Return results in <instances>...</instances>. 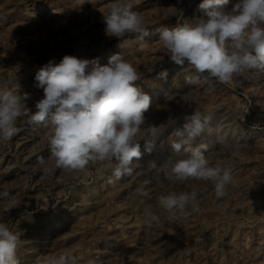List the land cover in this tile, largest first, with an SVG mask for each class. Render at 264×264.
<instances>
[{
	"label": "rangeland",
	"instance_id": "1",
	"mask_svg": "<svg viewBox=\"0 0 264 264\" xmlns=\"http://www.w3.org/2000/svg\"><path fill=\"white\" fill-rule=\"evenodd\" d=\"M112 2L0 0V89L13 88L29 93L30 99L26 103L34 111L36 101L43 96L42 89L35 87L34 78L50 60L58 63L65 55H75L90 60L98 58L99 63L104 65L112 54L120 52L137 68L140 74L137 84L151 97L153 105L145 113L146 124H162H159L162 129L153 151L148 152L144 141H140L142 157L139 162L136 161L131 176L109 183L112 169L105 165L93 167L86 174H63V183L57 184L54 178L43 177L42 166L38 162L40 157L44 156L47 160L49 156L45 140L49 124L29 126L18 122L20 131L10 141L0 142V170L6 171H0V191H8L19 201V205L4 213L7 201L0 199V222L6 223L20 236L17 249L20 264H36L37 259L43 260L63 252H82L85 260L94 259L96 264H193L195 261L212 264L207 253L213 248V251L222 254L224 264H264V156L256 152L252 145L255 138L264 141V82L261 78L260 82L255 79L259 73H245L235 84L225 85L213 80L209 84L198 85L188 82V78L199 75L195 70L187 65L183 69L170 61L160 45V32L202 15L198 7L202 0H131L134 9L144 16L148 28L149 35L143 41L138 40L135 34L119 39L105 34L102 14ZM236 2L229 0L228 7ZM163 71H167L166 78L158 76ZM196 85L204 90L198 98ZM194 98L197 102L193 101ZM194 104L197 109L212 116L211 133L206 131L196 139L195 144L216 142L215 129H222L224 124L228 127L232 125L230 133L220 132L222 136L226 133L228 137L225 138L229 139L223 138L214 147L221 156L215 155V160L208 156L211 164L229 166L234 182L229 186L226 197L217 198L210 181L177 183L165 178L164 173L170 168L166 163L169 154L173 159L186 155L183 152L174 153L170 143L176 139L173 130L181 128L184 123L183 116L196 109ZM200 104L207 106L202 108ZM164 113L168 116L165 117ZM169 117L176 122H169ZM240 125L252 141L239 140L244 141L243 145L240 143L243 146L242 158L234 159L229 146L235 141L232 136L236 140L241 136ZM151 161L163 170L159 173L150 170L148 164ZM249 165L259 170L252 171ZM59 175L57 171L56 176ZM260 177H263L262 180ZM155 189L158 191L155 192ZM193 190L198 194L199 211H189L184 217L180 216L182 219L179 217L180 220L169 222L166 219L168 214L159 208L158 197L170 191ZM142 193L146 195L142 196ZM150 193L156 194L153 196ZM146 208L159 215L161 223L146 224ZM220 247L224 248L221 250Z\"/></svg>",
	"mask_w": 264,
	"mask_h": 264
},
{
	"label": "clouds",
	"instance_id": "2",
	"mask_svg": "<svg viewBox=\"0 0 264 264\" xmlns=\"http://www.w3.org/2000/svg\"><path fill=\"white\" fill-rule=\"evenodd\" d=\"M229 0H202V15L186 20L159 35L160 45L171 62L195 70L192 84L217 81L229 85L239 82L245 73L264 74V0H237L230 7ZM105 34L121 38L135 34L143 41L149 35L144 16L134 9L131 0H113L102 14ZM167 77V71L158 74ZM140 74L122 53L117 52L101 65L97 59L65 55L58 63L50 60L35 75V87L43 96L36 101L35 110L28 107L27 92L13 88L0 89V142L10 141L19 131L18 122L29 126L48 123L46 133L49 156L39 158L42 175L63 183V174H86L96 166H109L115 183L131 176L141 156L140 141L151 152L160 137V127L146 124L145 113L152 100L137 84ZM195 102V101H194ZM184 123L176 128L171 141L174 153L184 158L166 161L170 165L165 178L174 181H210L217 198L229 195L233 184L229 166L211 164L206 153L208 145L194 142L206 131L211 133V114L195 109L183 116ZM169 122L176 119L169 117ZM233 158H242L239 142L230 146ZM150 170L161 172L155 161ZM57 171L61 176H56ZM146 195V193H142ZM7 201L4 213L19 205L8 191L0 192ZM159 208L167 213L169 222L189 211H199L196 191H170L158 197ZM146 224H159L161 218L145 209ZM20 236L0 222V264H20L17 249ZM36 264H96L83 253L63 252Z\"/></svg>",
	"mask_w": 264,
	"mask_h": 264
},
{
	"label": "bare ground",
	"instance_id": "3",
	"mask_svg": "<svg viewBox=\"0 0 264 264\" xmlns=\"http://www.w3.org/2000/svg\"><path fill=\"white\" fill-rule=\"evenodd\" d=\"M163 2H164V1H163ZM151 35H152V34H151ZM157 36H158V35H157ZM149 37H150V36H149ZM139 53H140V52H139ZM132 55H134V54H132ZM184 68H185V67H183V69H184ZM190 71H191V70H190ZM255 73H256V72H255ZM253 74H254V73H253ZM256 75H257V74H256ZM259 75H260L261 77H260ZM259 75H258V78H255V79H256V80L259 79V82H260V78H261V79H262L261 81L264 82V74L259 73ZM195 76H197V75H195ZM255 79H254V80H255ZM181 80H182V79H181ZM181 80H180V81H181ZM183 80H184V79H183ZM202 84H203V83H202ZM208 84H209V83H208ZM247 84H248V83H247ZM186 85H187V84H186ZM198 85H199V84H198ZM198 85H196L197 98H198V95H200V92L204 91V90L201 91V88H200V86L198 87ZM204 85H205V84H204ZM160 86H161V85H160ZM176 86H177V87H180V86H178V85H176ZM263 86H264V85H262V87H263ZM150 88H151V87H150ZM169 88H170V87H169ZM171 88H172V87H171ZM175 88H176V87H175ZM203 88H205V87H203ZM247 88H248V87H247ZM250 88H251V87H250ZM161 89H162V88H161ZM173 89H174V88H173ZM217 89H218V88H217ZM162 90H163V89H162ZM164 90H165V88H164ZM177 90H178V89H177ZM177 90H176V91H177ZM210 90H211V89H210ZM215 90H216V89H215ZM216 91H217V90H216ZM216 91H214V92H216ZM160 92H161V90H160ZM178 92H179V91H178ZM185 92H186V89H185ZM185 92H184V93H185ZM206 92H208V91H206ZM206 92H205V93H206ZM217 92H218V91H217ZM217 92H216V93H217ZM164 93H165V91H164ZM179 93H181V91H180ZM205 93H204V94H205ZM216 93H215V94H216ZM161 94H162V93H161ZM208 94H209V93H208ZM212 94H214V93H212ZM152 95H153V94H152ZM176 95H177V94H176ZM192 95H193V94H191V96H192ZM201 95H202V93H201ZM216 95H217V94H216ZM223 95H224V94H223ZM225 95H226V94H225ZM167 96L169 97V96H171V94H170V95H167ZM177 96H178V95H177ZM152 97H153V96H152ZM163 97H164V96H163ZM193 97L196 98V96H193ZM202 97H203V96H202ZM209 97H210V96H209ZM165 98L167 99L166 96H165ZM174 98H175V97H174ZM195 98H194L193 101H196ZM197 98H196V99H197ZM199 99H200V98H199ZM200 100H201V99H200ZM205 100H206V99H205ZM220 100H221V99H220ZM154 101H155V100H154ZM165 101H166V100H165ZM198 101H199V100H198ZM203 101H204V100H203ZM203 101H202V102H203ZM166 102H167V101H166ZM196 102H197V101H196ZM220 102H221V101H220ZM220 102H218V103H220ZM257 102H258V101H257ZM193 103H194V102H193ZM198 103H200V102H198ZM205 103H207V102H205ZM162 104H164V103H162ZM207 104H208V103H207ZM233 104H234V103H233ZM257 104H258V103H257ZM259 104H260V103H259ZM152 105H153V104H152ZM152 105H151V106H152ZM155 105H157V104H155ZM194 105H195V104H194ZM209 105H210V104H209ZM236 105H237V104H236ZM162 106H164V105H162ZM199 106H202V105L200 104ZM199 106H198V107H199ZM203 106H204V105H203ZM203 106H202V108H203ZM205 106H207V105L205 104ZM205 106H204V107H205ZM153 107H155V106H153ZM164 107H165V106H164ZM196 107H197V106L195 105V108H196ZM211 107H212V106H211ZM165 108H166V107H165ZM151 109H152V108H151ZM155 109H156V108H155ZM196 109H197V108H196ZM207 109H209V108H207ZM149 110H150V109H149ZM152 110H153V109H152ZM156 110H157V109H156ZM161 110H162V109H161ZM193 110H195V109H193ZM209 110H210V109H209ZM202 111H203V110H202ZM207 111H208V110H207ZM165 112H166V111H165ZM168 112H169V111H168ZM222 112H223V111H222ZM205 113H206V112H205ZM149 114H150V113H149ZM164 114H165V113H164ZM146 115H148V114H146ZM165 115H166V114H165ZM218 115H219V114H218ZM220 115H221V114H220ZM227 115H228V114H227ZM162 116H163V115H162ZM167 116H168V115H166L165 117H167ZM222 116H223V115H222ZM222 116H221V117H222ZM225 116H226V115H225ZM154 117H158V116H155V115H154ZM181 117H182V116H181ZM228 117H229V116H228ZM229 118H230V117H229ZM152 119H153V118H152ZM164 119H165V118H164ZM219 119H220V118H219ZM158 120H159V119H158ZM228 120H229V119H228ZM233 120H234V119H233ZM233 120H232V121H233ZM213 121H215V120H213ZM158 122H159V121H158ZM219 122H220V121H219ZM233 122H234V121H233ZM233 122H232V123H233ZM154 123H155V122H154ZM160 123H161V122H160ZM160 123H159V124H160ZM162 123H164V121H163ZM214 123H216V122H214ZM214 123H213V124H214ZM229 123H230V122H229ZM232 123H231V124H232ZM235 123H236V122H235ZM147 124H149V123H147ZM159 124H158V126H159ZM243 124H244V123H243ZM152 125H153V124H152ZM160 125L162 126V124H160ZM211 125H212V124H211ZM214 125H215V124H214ZM214 125H213L212 127H214ZM235 125H236V124H235ZM156 126H157V125H156ZM219 126H220V124L218 125V127H219ZM231 126H232V125H231ZM231 126L228 127V126H226V125L224 124V126H222V129H220V130H218V128L215 129V130H217V131H214V133H215L214 136H215L216 142H212L210 145H208L209 151L206 153L207 156L210 155L213 159H214L215 155L218 156V155L220 154V156H221V153H219L220 151H219V152H216V151L214 150V147L222 142L223 138H225V137L227 136V134H226L227 132L230 133V127H231ZM233 126H234V123H233ZM26 127H27V126H26ZM242 127H243L242 125H240V126L238 127V128L240 129V134H241V136L239 137L240 139L238 138V140H236V137H235V136H232V138H233V137L235 138V139L233 138V139L235 140V141H234V144L237 143V142H239V140H242V139H246L247 141H250V142L252 141V140H251V137H250L249 135L245 134L244 129H243L244 127H243V128H242ZM34 128H35V127H34ZM179 128H180V127H179ZM160 129H162V128H160ZM234 129H237V128L234 127ZM34 130H35V129H34ZM173 131H174V130H173ZM223 131L226 132L225 135H224V133H223L224 136H222V134L220 133V132H223ZM233 131L235 132V130H233ZM24 132H25V131H24ZM212 133H213V132H212ZM31 134H32V133H31ZM236 134H237V133H236ZM237 135H238V134H237ZM43 136H44V135H43ZM209 136H210V135H209ZM214 136H213V137H214ZM253 136H254V135H253ZM39 137H40V136H39ZM161 137H162V136H161ZM227 137H228V136H227ZM230 137H231V136H230ZM237 137H238V136H237ZM168 138H169V137H168ZM173 138H174V137H173ZM204 138H205V137H204ZM261 138H262V137H261ZM263 138H264V137H263ZM169 139H170V138H169ZM213 139H214V138H213ZM213 139H212V141H214ZM225 139H229V138H225ZM230 139H231V138H230ZM255 139H257V140H255ZM255 139H253V141H252V143H254V144H252V145L256 148L255 151H256V152L258 151V153H260L261 155L264 156V141H263L262 139H260L259 137H258V138H255ZM200 140H201V139H200ZM200 140H199V141H200ZM210 140H211V139H210ZM231 140H232V139H231ZM21 141H22V140H21ZM28 141H29V140H28ZM225 141H226V143H227V140H225ZM157 142H158V141H157ZM223 142H224V141H223ZM243 142H244V141H241V142H239V143L242 144ZM18 143H19V142H18ZM209 143H210V142H209ZM231 143H232V142H231ZM19 144H20V143H19ZM29 144H30V143H29ZM165 144H166V143H165ZM200 144H201V143H200ZM203 144H204V142H203ZM206 144H207V143H206ZM224 144H225V143H224ZM224 144H222V147H223ZM244 144H245V143H244ZM246 144H247V143H246ZM37 145H38V144H37ZM162 145H163V144H162ZM196 145H197V144H196ZM198 145H199V144H198ZM242 145H243V144H242ZM242 145H241V146H242ZM26 146H27V145H26ZM39 146H40V145H39ZM165 146H167V145H165ZM165 146H163V148H164ZM226 146L228 147V145H226ZM230 146H231V144H230ZM230 146H229V147H230ZM246 146H249V145H246ZM253 146H252V147H253ZM23 147H24V146H23ZM156 147H157V146H156ZM224 147H225V146H224ZM242 147H243V146H242ZM158 148H159V147H158ZM170 148H171V147H170ZM170 148H169V149H170ZM220 148H221V147H220ZM250 148H251V146H250ZM255 148H254V149H255ZM21 149H22V148H21ZM29 149H30V148H29ZM221 149H223V148H221ZM221 149H220V150H221ZM225 149H226V147H225ZM227 149H229V148H227ZM227 149H226V150H227ZM241 149H242V148H241ZM246 149H247V148H246ZM252 149H253V148H252ZM254 149H253V150H254ZM23 150H24V149H23ZM25 150H26V149H25ZM39 150H40V149H39ZM154 150H155V149H154ZM165 150H168V149H165ZM223 150H224V149H223ZM226 150H225V151H226ZM229 150H230V149H229ZM248 150H249V149H248ZM26 151H28V149H27ZM29 151H32V150H29ZM34 151H35V150H34ZM152 151H153V150H152ZM214 151H215V152H214ZM217 151H218V150H217ZM242 151H243V149H242ZM48 152H49V151H48ZM155 152H156V151H155ZM223 152H224V151H223ZM34 153H35V152H34ZM162 153H163V152H162ZM165 153H166V152H165ZM170 153H171V152H170ZM28 154H29V153H28ZM40 154H41V153H40ZM153 154H154V153H153ZM155 154H156V153H155ZM173 154H174V153H173ZM177 154H178V153H177ZM180 154H181V153H180ZM225 154H226V153H224V155H225ZM228 154H229V152H228ZM228 154H227V155H228ZM17 155H18V154H17ZM157 155H158V153H157ZM169 155H170L169 157H171L172 154H169ZM224 155H222V156L224 157ZM230 155H231V154H230ZM27 156H28V155H27ZM182 156H183V155H182ZM217 156H216V159H218ZM263 156H261V157H263ZM43 157H44V156H43ZM141 157H142V156H141ZM153 157H154V156H153ZM153 157H152V158H153ZM156 157H157V156H155L154 158H156ZM225 157H226V156H225ZM152 158H151V159H152ZM164 158H165V157H164ZM172 158H174V157H172ZM208 158L210 159V157H208ZM157 159H158V158H157ZM166 159H167V158H166ZM219 159H220V157H219ZM228 159H229V158H228ZM234 159H235V158H234ZM153 160H154V159H153ZM210 160H211V159H210ZM214 160H215V159H214ZM143 161H144V160H143ZM161 161H163V160H162V157H161ZM138 162H139V161H138ZM142 163H143V162H142ZM159 164H160V161H159ZM161 164H162V163H161ZM248 164H249V163H248ZM30 165H31V163H30ZM39 165H40V164H39ZM139 165H140V163H139ZM164 165H165V161H164ZM240 165H242V164H240ZM246 165H247V163H246ZM250 165H252V164L250 163ZM250 165H249V167H250ZM11 166H12V165H11ZM35 166H36V165H35ZM158 166H159V165H158ZM161 166H162V165H161ZM4 167H5V166H4ZM36 167H37V166H36ZM163 167H164V166H163ZM239 167H240V166H239ZM243 167H244V166H243ZM243 167H242V168H243ZM254 167H255V166H254ZM147 168H148V167H147ZM166 168H167V167H166ZM233 168H234V167H233ZM244 168H245V167H244ZM247 168H248V167H247ZM250 168H251V167H250ZM7 169H8V168H7ZM7 169H4V170H7ZM36 169H37V168H36ZM142 169H143V168H142ZM230 169H231V168H230ZM234 169H235V168H234ZM240 169H241V168H240ZM245 169H246V168H245ZM251 169H252V168H251ZM253 169H255V168H253ZM253 169H252V171H254ZM1 170H2V169H1ZM1 170H0V171H1ZM166 170H167V169H166ZM249 170H250V169H249ZM255 170H257V169H255ZM258 170H259V168H258ZM258 170H257V171H258ZM236 171H237V170H236ZM240 171H241V170H240ZM246 171H247V170H246ZM260 171H261V170H260ZM260 171H259V172H260ZM263 171H264V170H263ZM3 172H4V171H3ZM3 172L1 171V173H3ZM13 172H14V171H13ZM36 172H37V171H36ZM39 172H40V169H39ZM142 172H143V171H142ZM155 172H156V171H155ZM247 172H248V171H247ZM247 172H246V173H247ZM255 172H256V171H255ZM259 172H258V173H259ZM1 173H0V174H1ZM4 173H6V171H5ZM232 173H233V172H232ZM241 173H242V172H241ZM263 173H264V172H263ZM16 174H17V173H16ZM37 174H38V173H37ZM110 174H111V173H110ZM242 174H243V173H242ZM247 174H248V173H247ZM259 174H260V173H259ZM12 175H13V174H12ZM40 175H41V174H40ZM60 175H61V173H60ZM60 175H59V176H60ZM161 175H162V174H161ZM231 175H232V174H231ZM237 175H238V173H237ZM239 175H240V173H239ZM244 175H245V173H244ZM249 175H250V174H249ZM249 175H248V176H249ZM251 175L253 176V174H251ZM2 176H3V175H1V178H2ZM10 176H11V174H10ZM138 176H139V175H138ZM140 176H141V175H140ZM140 176H139V177H140ZM245 176H246V175H245ZM255 176H256V175H255ZM262 176H263V175H262ZM139 177H138V180H141V179H139ZM256 177H257V176H256ZM15 178H17V177L15 176ZM239 178H240V177H239ZM247 178H248V177H247ZM260 178H261V177H260ZM262 178H263V177H262ZM262 178H261V180H262ZM248 179H249V178H248ZM254 179H255V178H254ZM17 180H18V179H17ZM43 180H44V179H43ZM263 180H264V179H263ZM3 181H4V179H3ZM169 181H170V180H169ZM171 181H172V180H171ZM250 181H251V180H250ZM0 182H1V181H0ZM172 182H173V181H172ZM9 183H10V182H9ZM13 183L15 184V182H13ZM104 183H105V182H104ZM106 183H107V182H106ZM122 183H124V182H122ZM122 183H121L120 185H122ZM133 183H134V182H133ZM168 183H169V182H168ZM177 183H179V181H178ZM129 184H130V183H128V184H126V185H129ZM139 184H140V183H139ZM156 184H157V183H156ZM3 185H4V184H3ZM126 185H124V186H126ZM118 186H119V185H118ZM146 186H147V184H146ZM149 186H150V185H149ZM14 187H15V186H14ZM115 187H116V186H115ZM121 187H122V186H121ZM133 187H134V186H133ZM16 188H17V187H16ZM145 188H146V187H145ZM136 189H138V188H136ZM136 189H135V190H136ZM149 189H150V187H149ZM0 190H1V189H0ZM111 190H112V192H113V186H112V189H111ZM125 190H126V189H125ZM127 190H128V189H127ZM131 190H132V189H131ZM138 190H139V189H138ZM142 190H143V189H142ZM155 190H156L155 192L158 191L157 189H155ZM106 191H107V190H106ZM116 191H117V190H116ZM116 191H115V192H116ZM0 192H1V191H0ZM123 192H124V191H123ZM142 192H143V191H142ZM159 192H160V191H159ZM108 193H109V192H108ZM18 194H19V193H18ZM95 194H96V193H95ZM111 194H112V193H111ZM150 194H152V193H150ZM154 194H156V193H154ZM154 194H152V195L154 196ZM158 194H159V193H158ZM97 195H99V194H97ZM147 195H148V194H147ZM89 196H90V194H89ZM100 196H101V195H100ZM125 196H126V194H125ZM127 196H128V195H127ZM139 196H140V195H139ZM142 196H143V195H142ZM142 196H141V197H142ZM81 197H82V196H81ZM95 197H96V196H95ZM121 197H122V196H121ZM91 198H92V197H91ZM93 198H94V197H93ZM98 198H99V197H98ZM102 198H103V197H102ZM155 198H156V197H155ZM83 199H84V197H83ZM99 199H100V198H99ZM104 199H105V198H104ZM104 199H103V200H104ZM88 200H89V199H88ZM90 200H91V199H90ZM106 200H107V199H106ZM2 201H3V199H2ZM91 201H92V200H91ZM149 201H150V200H149ZM157 201H158V200H157ZM84 202H85V201H84ZM86 202H87V201H86ZM88 202H89V201H88ZM98 202H100V201H98ZM101 202H102V200H101ZM104 202H105V201H104ZM106 202H107V201H106ZM106 202H105V203H106ZM140 202H141V201H140ZM151 202H152V200H151ZM0 203H1V202H0ZM76 203H77V202H76ZM105 203H104V205H105ZM155 203H156V202H155ZM2 204H3V202H2ZM5 204H6V202H5ZM83 204H84V203H83ZM145 204H146V203H145ZM148 204H149V203H148ZM148 204H147V205H148ZM150 204H151V203H150ZM102 205H103V203H102ZM81 206H82V205H81ZM95 206H96V205H95ZM84 207H85V206H84ZM80 208H81V207H80ZM85 208H86V207H85ZM181 216H182V215H181ZM188 216H189V215H188ZM183 217H184V215H183ZM183 217H182V218H183ZM180 218H181V217H180ZM182 218H181V219H182ZM186 218H187V217H186ZM78 219H79V218H78ZM178 220H180V219H178ZM184 220H185V219H184ZM187 225H188V224H187ZM135 230H136V229H135ZM155 236H156V235H155ZM125 238H126V237H125ZM121 239H122V238H121ZM127 243H128V242H127ZM219 245H220V244H219ZM222 245H223V244H222ZM227 246H228V244H227ZM215 247H216V246H215ZM228 247H229V246H228ZM206 248H207V247H206ZM211 248H212V247H211ZM221 248H224V247H220V249H221ZM214 249H215V248H213V250H214ZM220 249H219V250H220ZM32 250H33V249H32ZM213 250H209L208 253H207V254H208V257H207V258H209V261H211L212 264H224L223 262H225V261H223V259L221 258V257H222V256H220L221 253H219L218 251H213ZM221 250H222V249H221ZM226 250H227V249H226ZM232 251H233V250H232ZM29 253H30V252H29ZM235 254H237V253H235ZM204 255H206V254H204ZM221 255H222V254H221ZM237 255H238V254H237ZM201 256H202V255H201ZM228 256H229V255H228ZM231 256H232V255H231ZM233 256H234V255H233ZM107 258H108V257H107ZM109 258H110V257H109ZM199 258H200V257H199ZM199 258H198V259H199ZM228 258L231 259L230 256H229ZM239 258H240V257H239ZM100 259H101V258H100ZM104 259H105V258H104ZM168 259H169V258H168ZM195 259H196V258H195ZM198 259H196V260H198ZM203 259H204V258H203ZM237 259H238V258H237ZM173 260H174V258H173ZM199 260H201V259H199ZM204 260H205V259H204ZM227 260H228V259H227ZM104 261H105V260H104ZM193 261H194V259H193ZM205 261H206V260H205ZM230 261H231V260H230ZM109 262H110V261H109ZM171 262H172V261H171ZM178 262H179V261H178ZM188 262H189V261H188ZM207 262H208V259H207ZM228 262H229V261H228ZM242 262H243V260H242ZM251 262H252V261H251ZM110 263H111V262H110ZM167 263H168V262H167ZM174 263H175V262H174ZM205 263H206V262H205ZM234 263H235V262H234ZM238 263H239V262H238ZM171 264H172V263H171ZM183 264H184V263H183ZM193 264H204V263H202L201 261H195ZM232 264H233V263H232ZM242 264H243V263H242Z\"/></svg>",
	"mask_w": 264,
	"mask_h": 264
}]
</instances>
